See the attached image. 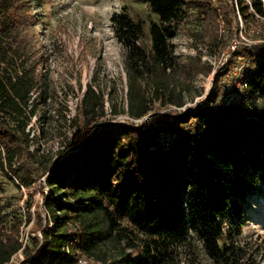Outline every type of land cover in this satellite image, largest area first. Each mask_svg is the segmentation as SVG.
<instances>
[{"label":"trees","instance_id":"1","mask_svg":"<svg viewBox=\"0 0 264 264\" xmlns=\"http://www.w3.org/2000/svg\"><path fill=\"white\" fill-rule=\"evenodd\" d=\"M141 1L156 16L146 33L125 5L110 17L124 51L126 112L134 119L155 102L185 104L171 42L185 8L196 3ZM235 4L245 22L264 18V0ZM29 10V0H0V167L17 186L46 175L43 207L52 227L23 243L18 223L0 219V264L19 251L21 264H71L78 255L104 264H198L195 237L212 264H248L233 237L241 233L244 204L264 184V111L256 102L264 97V43L250 50L237 102H216L213 93L201 106L143 127L104 124L47 172L38 168L39 149L30 151L26 132L40 87ZM103 104L87 84L77 108L84 129L103 115ZM161 135L171 136L166 146ZM226 222L233 226L225 229Z\"/></svg>","mask_w":264,"mask_h":264},{"label":"rangeland","instance_id":"2","mask_svg":"<svg viewBox=\"0 0 264 264\" xmlns=\"http://www.w3.org/2000/svg\"><path fill=\"white\" fill-rule=\"evenodd\" d=\"M29 2L28 35L40 74V87L33 95L35 112L26 132L30 151L39 149L37 166L41 171L48 172L54 161L75 152L76 146L104 124L143 127L155 123L159 115L173 116L201 106L213 93L216 102H237L251 62L250 50L264 43V18L256 16L255 20L245 22L237 11L236 0H196L195 5L189 4L171 42L181 65L177 85L184 90L185 104L164 107L155 102L150 112L134 119L126 112L124 51L116 39L110 17L125 5L132 18L144 23L146 33L148 22L156 20L147 4L141 0ZM147 40L145 36L146 43ZM90 83L103 95L104 111L84 129L85 123L77 117V108ZM256 102L259 111H264V97ZM169 139L170 135L159 138L165 146ZM45 177L40 175L29 187L17 186L0 167V219L5 220V226L18 223L19 240L23 243L29 235L41 239V229L47 223L52 227L43 207L44 197L49 192ZM244 205L247 211L241 233L233 240L246 248L248 264H264V184L256 187ZM228 223L225 229L233 226ZM192 244L198 264H212L197 237ZM108 250L112 258L115 250L111 247ZM21 260L19 251L8 264H21ZM76 260L84 264H104L81 255Z\"/></svg>","mask_w":264,"mask_h":264},{"label":"built area","instance_id":"3","mask_svg":"<svg viewBox=\"0 0 264 264\" xmlns=\"http://www.w3.org/2000/svg\"><path fill=\"white\" fill-rule=\"evenodd\" d=\"M71 264H84V262L81 260H76L74 263H71Z\"/></svg>","mask_w":264,"mask_h":264}]
</instances>
